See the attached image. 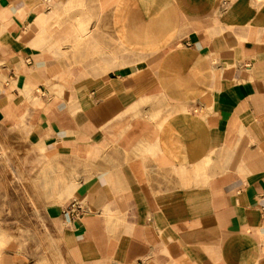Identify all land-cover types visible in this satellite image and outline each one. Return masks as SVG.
Instances as JSON below:
<instances>
[{
	"label": "crops",
	"instance_id": "obj_1",
	"mask_svg": "<svg viewBox=\"0 0 264 264\" xmlns=\"http://www.w3.org/2000/svg\"><path fill=\"white\" fill-rule=\"evenodd\" d=\"M149 1L144 55L143 0H0V126L85 166L79 264H264V0Z\"/></svg>",
	"mask_w": 264,
	"mask_h": 264
},
{
	"label": "rangeland",
	"instance_id": "obj_2",
	"mask_svg": "<svg viewBox=\"0 0 264 264\" xmlns=\"http://www.w3.org/2000/svg\"><path fill=\"white\" fill-rule=\"evenodd\" d=\"M141 4L146 55L156 51L149 46L158 35L152 31L160 29V4L149 0ZM95 23L101 25L102 16ZM84 169L83 164L63 155L54 140L43 138L27 124L0 126L1 264H79L64 249L54 214L87 179L82 175Z\"/></svg>",
	"mask_w": 264,
	"mask_h": 264
},
{
	"label": "built area",
	"instance_id": "obj_3",
	"mask_svg": "<svg viewBox=\"0 0 264 264\" xmlns=\"http://www.w3.org/2000/svg\"><path fill=\"white\" fill-rule=\"evenodd\" d=\"M85 208L82 205V203H72L71 205H69L67 207V213L71 214V215H82L85 213Z\"/></svg>",
	"mask_w": 264,
	"mask_h": 264
}]
</instances>
